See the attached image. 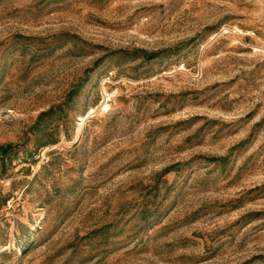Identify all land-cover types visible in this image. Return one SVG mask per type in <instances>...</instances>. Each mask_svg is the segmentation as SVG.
<instances>
[{
    "label": "rangeland",
    "instance_id": "rangeland-1",
    "mask_svg": "<svg viewBox=\"0 0 264 264\" xmlns=\"http://www.w3.org/2000/svg\"><path fill=\"white\" fill-rule=\"evenodd\" d=\"M0 264H264V0H0Z\"/></svg>",
    "mask_w": 264,
    "mask_h": 264
}]
</instances>
